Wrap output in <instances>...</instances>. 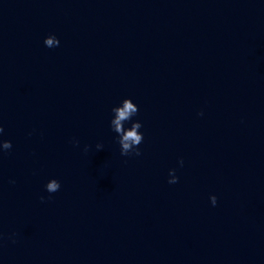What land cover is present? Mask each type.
<instances>
[{
    "label": "water",
    "instance_id": "1",
    "mask_svg": "<svg viewBox=\"0 0 264 264\" xmlns=\"http://www.w3.org/2000/svg\"><path fill=\"white\" fill-rule=\"evenodd\" d=\"M0 127V264H264V0H0Z\"/></svg>",
    "mask_w": 264,
    "mask_h": 264
},
{
    "label": "clouds",
    "instance_id": "2",
    "mask_svg": "<svg viewBox=\"0 0 264 264\" xmlns=\"http://www.w3.org/2000/svg\"><path fill=\"white\" fill-rule=\"evenodd\" d=\"M45 45L48 47H54L59 45V40L55 36H48V39L44 41ZM139 109L138 106L132 102L130 98H126L122 101V106H117L112 109L114 113V118L111 120V127L112 130L118 134V143L121 146V155H130L134 153L135 155H140V151L138 149V145L141 144L143 140V134L137 130L142 127V124L137 121L132 123L131 127L128 129L124 128V123L129 121L134 115L138 113ZM202 115V113H201ZM113 125L115 127H113ZM3 127H0V133H3ZM3 149H11L12 144L11 141H2ZM97 147H101L97 145ZM181 165L183 161H180ZM170 177L171 179L168 181L169 183H176L178 182V177L174 175V170H170ZM60 189V183L56 179L50 180L46 184V190L49 193L56 192ZM43 200L44 198L41 197ZM211 202L213 205L216 204V197L212 196Z\"/></svg>",
    "mask_w": 264,
    "mask_h": 264
}]
</instances>
